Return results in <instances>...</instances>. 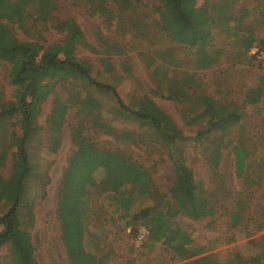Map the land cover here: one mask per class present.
Instances as JSON below:
<instances>
[{"label": "rangeland", "instance_id": "rangeland-1", "mask_svg": "<svg viewBox=\"0 0 264 264\" xmlns=\"http://www.w3.org/2000/svg\"><path fill=\"white\" fill-rule=\"evenodd\" d=\"M203 1L197 0V5ZM209 1L217 5L225 1L228 9L211 10L214 39L205 48L167 37L157 12L160 0H106L103 5L102 0H95L101 7L88 0H56L47 24L33 17L21 24L3 19L19 39L49 45L63 42L67 35L56 23L72 18L82 35L75 45L76 55L93 65L98 80L114 85L128 106L149 97L173 119L184 132L186 163L205 190L216 196L214 216L193 219L179 214L174 219L192 239L186 246L188 252L201 250L200 254L183 256L178 251L181 240L174 237L164 242L149 239V229L132 217L152 205L153 198L149 192L141 193L138 181L124 180L121 161L124 157L141 165L149 186L170 195L175 166L166 152L167 141L149 126L121 114L110 92L72 78L62 79L43 102L37 117L39 134L29 145L34 171L28 181V200L33 204V218L27 225L36 264H76L73 253L81 249L87 253L82 264H183L202 256L209 258L199 264H264V60L246 48L248 40L264 38V0ZM9 71L8 63H0V109L15 101L17 86ZM185 81L188 94H174ZM89 94L94 101L78 102ZM205 95L229 109H240L243 117L227 129L211 130L197 139L199 129L207 127L206 120L194 124L188 120L203 112L200 101ZM56 99H71V104L58 134L59 143L51 150L49 117ZM97 116L98 123L105 125L96 124ZM123 133L135 134L136 141L119 137ZM235 142L247 150L248 167L243 176L237 175L230 150V143ZM92 145L105 153L103 163L107 165L93 169L92 178H85L73 190L72 184L65 183V174L84 161ZM13 150L0 169V176L6 179L14 173ZM123 181L121 191L133 195L128 212L122 207L121 194L115 193ZM74 194L80 209L70 204L65 213L76 222L68 229H73L76 241L77 231H82L81 249L67 239L62 210L64 201ZM143 227L148 235L138 244L136 236ZM0 264H15L9 247L1 250Z\"/></svg>", "mask_w": 264, "mask_h": 264}, {"label": "trees", "instance_id": "trees-1", "mask_svg": "<svg viewBox=\"0 0 264 264\" xmlns=\"http://www.w3.org/2000/svg\"><path fill=\"white\" fill-rule=\"evenodd\" d=\"M105 1L102 0L101 5ZM55 2L56 0H0V63L10 65L9 77L12 84L17 86L14 94L15 101L4 103L0 109V169L6 163L9 150L14 148L12 152L13 177L6 179L0 176V205L5 206V209L0 208V252L4 247H9L15 264H36L35 245L27 225V222L33 218V204L28 200V181L34 171L29 145L39 134L40 126L37 117L41 112L43 102L49 95L55 93L58 81L72 78L90 88L110 92L116 97L121 114L133 117L142 126H149L154 133L167 141L166 152L175 166V177L170 188V195L159 192L154 186H149L150 183L144 178L143 171L145 170L141 165L130 163L124 157L121 161L124 180L138 181L136 184L139 185L141 193L149 192L154 201L152 205L134 213L132 218L149 229V239L152 241L164 242L174 237L181 240L178 251L183 256L193 257L200 254L201 250L188 252L186 246L192 242V239L175 223L174 219L179 214L193 219L214 216L216 196L205 190L202 182L196 180L193 169L186 163L182 142L184 140L183 130L178 128L173 119L149 97L140 98L137 105L133 107L128 106L114 85L100 81L94 76L93 65L79 58L75 53L76 42L81 39L82 35L72 18L56 23L55 26L67 30V35L63 42L49 45H44L38 40H21L13 33L11 26L3 22V19L8 18L14 23L21 24L25 22V19L33 17L42 24H47L53 17ZM88 2L95 6L97 4L95 0H88ZM101 5L99 3L97 7ZM213 9L223 12L228 9V5L225 1L217 5L204 0L198 6L197 0H160L157 12L161 28L168 38L190 47L205 48L214 39V20L211 14ZM233 35L237 33L233 32ZM256 44L264 45V38L258 42L254 39L248 40L246 48L251 50ZM188 80L186 78V81ZM186 81L174 91V94H188L184 88ZM70 100L66 102L60 99L55 100L49 117L51 150H55L59 143L58 134L66 110L71 104L68 103ZM77 100L85 105L90 103L93 97L89 94L84 99ZM200 104L204 107L203 112L193 115L188 120L189 124L206 120L207 127L199 129L196 133L197 139L204 138L211 130L227 129L240 122L243 117L240 109L236 107L229 109L211 96H202ZM98 122L99 117L97 116L96 124L105 125ZM119 137L136 141V135L133 133H123ZM230 147L234 155L236 173L238 176H243L248 167L247 150L238 142L230 143ZM88 153L84 161L75 163L73 169L65 174L64 181L72 184L73 190L81 187L85 178L87 180L92 178L90 176L93 169L107 165L103 163L105 153L96 146L92 145ZM124 182L115 188V193L121 194L122 207L128 212L133 203V195L128 191H121ZM75 194L69 196L62 204L64 217L66 215L67 230L75 226L76 222L73 221V217L65 213L66 210L69 211L66 207L72 204L80 209ZM73 199H75L74 202ZM80 215L81 213L77 215L79 220H81ZM23 218L27 221H23ZM78 231V241L72 236L73 229L66 231V236L69 242L71 240V244L80 248L78 245L82 241V231L80 229ZM81 253L83 258L79 260ZM86 257L87 253L83 249L73 253L76 264L84 263ZM208 258V256H202L183 264H199Z\"/></svg>", "mask_w": 264, "mask_h": 264}, {"label": "built area", "instance_id": "built-area-1", "mask_svg": "<svg viewBox=\"0 0 264 264\" xmlns=\"http://www.w3.org/2000/svg\"><path fill=\"white\" fill-rule=\"evenodd\" d=\"M250 53L256 56L260 60H264V45L256 44L251 50ZM148 235V230L146 228H141L139 234L136 236V241L138 244L143 243Z\"/></svg>", "mask_w": 264, "mask_h": 264}]
</instances>
